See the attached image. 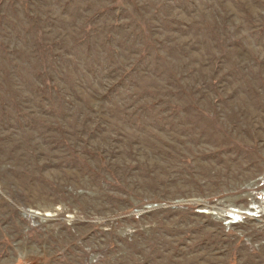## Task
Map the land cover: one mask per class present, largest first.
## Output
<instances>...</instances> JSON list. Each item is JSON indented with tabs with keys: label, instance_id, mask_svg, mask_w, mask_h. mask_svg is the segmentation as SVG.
Listing matches in <instances>:
<instances>
[{
	"label": "rangeland",
	"instance_id": "obj_1",
	"mask_svg": "<svg viewBox=\"0 0 264 264\" xmlns=\"http://www.w3.org/2000/svg\"><path fill=\"white\" fill-rule=\"evenodd\" d=\"M0 264H264V0H0Z\"/></svg>",
	"mask_w": 264,
	"mask_h": 264
}]
</instances>
